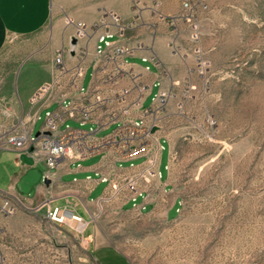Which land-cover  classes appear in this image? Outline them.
Here are the masks:
<instances>
[{
    "label": "rangeland",
    "instance_id": "374dc122",
    "mask_svg": "<svg viewBox=\"0 0 264 264\" xmlns=\"http://www.w3.org/2000/svg\"><path fill=\"white\" fill-rule=\"evenodd\" d=\"M160 2L157 27L168 28L169 49L185 67L168 76L151 121L169 142L181 209L154 227L114 210L96 221L133 264H264V0L133 1L131 7L149 21L148 10ZM52 3L73 29L72 11L86 12L79 0ZM73 38L77 43L75 30ZM24 128L18 121L0 132ZM31 212L16 202L13 214H0V264L95 263L82 231L58 235ZM96 256L100 264H126L111 253Z\"/></svg>",
    "mask_w": 264,
    "mask_h": 264
},
{
    "label": "crops",
    "instance_id": "0c3cea01",
    "mask_svg": "<svg viewBox=\"0 0 264 264\" xmlns=\"http://www.w3.org/2000/svg\"><path fill=\"white\" fill-rule=\"evenodd\" d=\"M133 1L159 2L79 0L86 12L73 10L70 20L87 25L104 23L70 47L73 26L62 18L52 0H0V131L20 121L28 124L33 135L39 134L48 111L60 116L61 126L93 130L97 135L111 133L129 121L151 123V110L168 76L185 65L169 49L172 41L168 28L157 27L162 3L158 9L150 8L146 14L149 21H144L145 13L133 9ZM106 12L114 13L120 23H112ZM38 34L42 35L34 38ZM17 40L24 43L19 45ZM104 42H110V49L125 45L129 50L121 56L117 72L110 61L103 59L100 66L96 63L100 57L97 46L103 48ZM62 47L67 50L63 61L68 69L78 63L84 68L77 88L68 85L69 74L52 84L57 73L53 56ZM47 83H51L49 89L30 104L32 93ZM141 86L145 87L142 92ZM154 137L161 148L152 166L145 158L120 161L111 153L91 155L60 162L51 180L46 181H42L43 162L27 165L14 151L0 148V192L15 197L18 206L42 217L58 235L78 237L76 227L60 226L46 217L49 208L72 204L71 210L84 221L82 234L91 243L94 264L101 262L97 252L111 253L133 264L119 245L109 243L96 218L114 210L115 214L145 219L154 227L178 217L181 199L169 168L170 145L158 131ZM113 183L118 186L116 193L111 191Z\"/></svg>",
    "mask_w": 264,
    "mask_h": 264
},
{
    "label": "built area",
    "instance_id": "2783aa9c",
    "mask_svg": "<svg viewBox=\"0 0 264 264\" xmlns=\"http://www.w3.org/2000/svg\"><path fill=\"white\" fill-rule=\"evenodd\" d=\"M136 6V4H134ZM184 9L189 8L187 2H183ZM105 16L111 18L112 23L119 24V18L112 12H106ZM101 22L87 25L83 22L74 24L75 35L77 38L89 36L95 32L101 25ZM103 40V36L99 37ZM110 42H104V47L97 46V65L102 64V60H107L114 64L115 71L121 69L120 58L128 53L125 45L115 46L110 49ZM107 49V50H106ZM64 48H59L53 56V63L56 68V76L52 84L65 74L68 85L77 88L84 73L83 66L78 63L68 69L63 63ZM51 86V83L44 84L29 98L30 104L35 103L45 91ZM145 87L141 86L140 91ZM140 92V96H141ZM159 97V96H158ZM61 118L55 112H45L43 119V131L38 135H33L27 128L19 132H0V148L12 150L16 153L17 158L24 154L31 158L33 163L43 162L45 170L42 174V181L51 180L53 170L62 161H77L91 155H103L111 153L115 159L120 161H131L137 158H145L150 166L154 164L155 156L161 148L154 137L155 127L153 122L147 124L143 119L129 121L113 132L105 135H97L93 130H84L74 128L68 125L61 126ZM103 180H105L103 178ZM111 191L118 192L116 183L112 184ZM17 199L9 194L0 192V214L11 215L16 210ZM72 204H67L64 208L55 206L46 211V217L51 222L66 227L76 225L77 231L84 228L83 219L75 214L72 210ZM79 226L82 229L79 230Z\"/></svg>",
    "mask_w": 264,
    "mask_h": 264
},
{
    "label": "water",
    "instance_id": "95a60500",
    "mask_svg": "<svg viewBox=\"0 0 264 264\" xmlns=\"http://www.w3.org/2000/svg\"><path fill=\"white\" fill-rule=\"evenodd\" d=\"M75 43H76V39H75V38H72V39H71V44L74 45ZM154 130H155V128H152L151 131H154ZM36 135H38V133H36ZM19 160H20L22 163L27 164V165H31V164H33L32 159L29 158V157H27V156L24 155V154L20 155Z\"/></svg>",
    "mask_w": 264,
    "mask_h": 264
},
{
    "label": "bare ground",
    "instance_id": "6f19581e",
    "mask_svg": "<svg viewBox=\"0 0 264 264\" xmlns=\"http://www.w3.org/2000/svg\"><path fill=\"white\" fill-rule=\"evenodd\" d=\"M82 228V226H79V229H81Z\"/></svg>",
    "mask_w": 264,
    "mask_h": 264
}]
</instances>
